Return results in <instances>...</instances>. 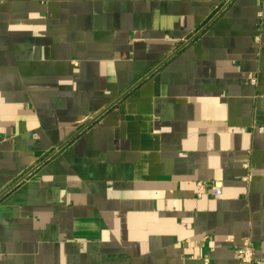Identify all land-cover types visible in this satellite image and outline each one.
Listing matches in <instances>:
<instances>
[{"label":"crops","instance_id":"crops-1","mask_svg":"<svg viewBox=\"0 0 264 264\" xmlns=\"http://www.w3.org/2000/svg\"><path fill=\"white\" fill-rule=\"evenodd\" d=\"M245 240L264 263V0H0V264Z\"/></svg>","mask_w":264,"mask_h":264},{"label":"built area","instance_id":"built-area-1","mask_svg":"<svg viewBox=\"0 0 264 264\" xmlns=\"http://www.w3.org/2000/svg\"><path fill=\"white\" fill-rule=\"evenodd\" d=\"M257 40L258 38L256 36L255 41ZM248 81L251 85L255 84V78L252 76H248ZM195 185L200 193H205L208 191L213 192L216 195L220 193V186L214 182L198 181ZM235 257L238 264H251L253 262V248L247 240H245L241 246L235 249ZM203 264H208L207 258H203ZM260 264L264 263L260 262Z\"/></svg>","mask_w":264,"mask_h":264}]
</instances>
